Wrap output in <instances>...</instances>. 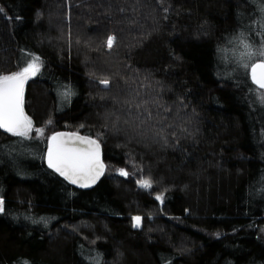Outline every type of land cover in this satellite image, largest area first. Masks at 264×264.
<instances>
[{"label": "trees", "instance_id": "16d2710c", "mask_svg": "<svg viewBox=\"0 0 264 264\" xmlns=\"http://www.w3.org/2000/svg\"><path fill=\"white\" fill-rule=\"evenodd\" d=\"M0 9V75L40 58L23 106L43 129L22 142L0 130V264H264V106L234 41L261 46L256 0ZM58 130L101 142L93 189L47 166ZM139 179L154 195L139 196Z\"/></svg>", "mask_w": 264, "mask_h": 264}, {"label": "snow or ice", "instance_id": "6c2138e0", "mask_svg": "<svg viewBox=\"0 0 264 264\" xmlns=\"http://www.w3.org/2000/svg\"><path fill=\"white\" fill-rule=\"evenodd\" d=\"M256 2L259 4L260 12V19L256 21V24L259 26L260 34L264 35V0H256ZM114 41L115 36H109L105 46L111 49ZM234 41L242 49L238 54V63L250 70V79L256 86L253 91L258 92L257 100L264 106V39L261 41V46L256 49L247 42L244 33H240ZM233 55L236 53L234 52ZM256 56L261 57L258 62L251 64L243 62L245 59L252 60ZM40 66V58L30 54L29 62L19 71L0 75V130L21 138L20 142L31 139L34 130L31 118L23 110L24 85L30 77L36 75ZM100 82L105 86L110 83L107 79ZM61 95L66 100L70 99L71 90L68 89ZM35 131L38 134L43 133V129H35ZM73 135L75 134L56 133L49 138L50 143L46 151L47 164L49 168L71 183L89 187L91 183H95L104 169L100 160L99 143L87 137H76L73 141L71 139ZM121 174L127 175L128 173L122 170ZM139 183L143 188H151L149 180H142ZM157 199H162V197L158 196ZM4 211V201L0 198V213ZM134 219L136 221L134 227H139L141 218L135 217ZM93 264H98V261H93Z\"/></svg>", "mask_w": 264, "mask_h": 264}, {"label": "water", "instance_id": "95a60500", "mask_svg": "<svg viewBox=\"0 0 264 264\" xmlns=\"http://www.w3.org/2000/svg\"><path fill=\"white\" fill-rule=\"evenodd\" d=\"M259 60H257V61H255V62H258ZM249 76H250V70H249ZM28 81V80H27ZM27 81H26V83H27ZM26 83H25V85H24V89H25V86H26ZM23 96H24V93H23ZM23 110H24V106H23ZM24 113L26 114V112H25V110H24ZM27 115V114H26ZM28 116V115H27ZM56 133H67V134H75V135H73V136H71V139L73 140V141H75L76 140V137H87V138H91V139H93V140H97L98 141V143H99V151H100V160H101V162L103 163V165H104V169H103V173L99 176V178L95 181V183H91L90 184V186L89 187H82V186H80V184L79 183H77V184H73V183H71L69 180H67V179H65V177H63V176H61L63 179H65L71 186H73V187H75V188H77V189H81V190H91V189H93L101 180H102V178L104 177V175H105V173H106V163H105V160H104V158H103V146H102V144H101V142L97 139V138H95V137H93V136H90V135H86V134H84V133H82V132H80V131H72V130H58V131H56V132H54V133H52L50 136H49V138L51 137V136H53L54 134H56ZM48 138V140H47V148H48V146H49V143H50V139ZM47 151V150H46ZM45 160H46V164H47V159H46V156H45ZM47 166H48V164H47ZM51 169V168H50ZM51 170H53V169H51ZM54 171V170H53ZM55 172V171H54ZM56 173V172H55ZM58 175H59V173H57ZM60 176V175H59Z\"/></svg>", "mask_w": 264, "mask_h": 264}, {"label": "rangeland", "instance_id": "374dc122", "mask_svg": "<svg viewBox=\"0 0 264 264\" xmlns=\"http://www.w3.org/2000/svg\"><path fill=\"white\" fill-rule=\"evenodd\" d=\"M257 58H258V57L256 56V57H253L252 60H247V59H245V60H244V63H250V62H253V61L256 60ZM35 129H41V128H34L33 132L37 134V132L35 131ZM111 172H115V173H120V174H121L122 170L117 168V169H112ZM142 180H147V179H139V180L137 181V183H136V190H137V193L139 194V196L151 197L152 195H154V192H153V190H154V185H152V183H151V188H143V187H141V185H140V183H139V182L142 181ZM135 223H136V221H135ZM140 223H141V221H140Z\"/></svg>", "mask_w": 264, "mask_h": 264}]
</instances>
